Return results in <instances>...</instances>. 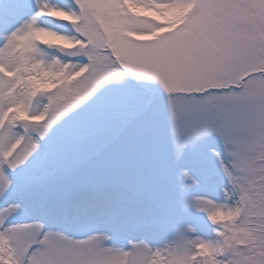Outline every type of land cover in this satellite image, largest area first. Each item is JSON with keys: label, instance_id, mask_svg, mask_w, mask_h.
I'll use <instances>...</instances> for the list:
<instances>
[{"label": "snow or ice", "instance_id": "obj_1", "mask_svg": "<svg viewBox=\"0 0 264 264\" xmlns=\"http://www.w3.org/2000/svg\"><path fill=\"white\" fill-rule=\"evenodd\" d=\"M0 264H264V0H0Z\"/></svg>", "mask_w": 264, "mask_h": 264}]
</instances>
